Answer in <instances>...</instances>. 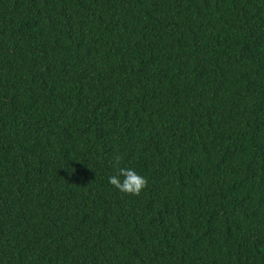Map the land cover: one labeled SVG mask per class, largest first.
<instances>
[{
  "label": "trees",
  "instance_id": "16d2710c",
  "mask_svg": "<svg viewBox=\"0 0 264 264\" xmlns=\"http://www.w3.org/2000/svg\"><path fill=\"white\" fill-rule=\"evenodd\" d=\"M0 264H264V0H0Z\"/></svg>",
  "mask_w": 264,
  "mask_h": 264
},
{
  "label": "clouds",
  "instance_id": "9594fccd",
  "mask_svg": "<svg viewBox=\"0 0 264 264\" xmlns=\"http://www.w3.org/2000/svg\"><path fill=\"white\" fill-rule=\"evenodd\" d=\"M114 172L108 177V183L117 191L138 196L148 185L146 177L140 175L134 168L122 166V157L116 154L112 157Z\"/></svg>",
  "mask_w": 264,
  "mask_h": 264
}]
</instances>
